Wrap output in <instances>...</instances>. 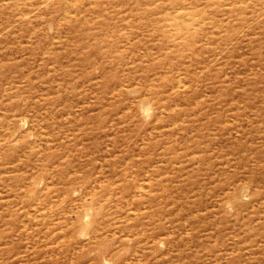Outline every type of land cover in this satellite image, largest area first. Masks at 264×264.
<instances>
[{
    "label": "rangeland",
    "instance_id": "1",
    "mask_svg": "<svg viewBox=\"0 0 264 264\" xmlns=\"http://www.w3.org/2000/svg\"><path fill=\"white\" fill-rule=\"evenodd\" d=\"M36 1L0 11V264H264V0Z\"/></svg>",
    "mask_w": 264,
    "mask_h": 264
},
{
    "label": "bare ground",
    "instance_id": "2",
    "mask_svg": "<svg viewBox=\"0 0 264 264\" xmlns=\"http://www.w3.org/2000/svg\"><path fill=\"white\" fill-rule=\"evenodd\" d=\"M19 3L28 4L30 6H34V5L36 6L38 5L39 2H37L36 0L33 2L31 0H0V11L3 12L4 10L10 8L11 6H15L16 4H19Z\"/></svg>",
    "mask_w": 264,
    "mask_h": 264
}]
</instances>
